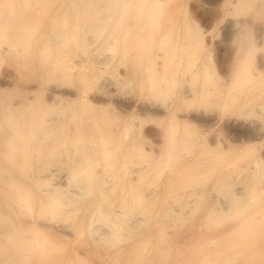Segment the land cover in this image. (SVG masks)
<instances>
[{"label": "rangeland", "instance_id": "obj_1", "mask_svg": "<svg viewBox=\"0 0 264 264\" xmlns=\"http://www.w3.org/2000/svg\"><path fill=\"white\" fill-rule=\"evenodd\" d=\"M256 2L0 0V264H264Z\"/></svg>", "mask_w": 264, "mask_h": 264}, {"label": "bare ground", "instance_id": "obj_2", "mask_svg": "<svg viewBox=\"0 0 264 264\" xmlns=\"http://www.w3.org/2000/svg\"><path fill=\"white\" fill-rule=\"evenodd\" d=\"M262 3H264V0H257L256 6L261 5ZM259 35L262 36L263 33L260 32ZM260 83H262V82L260 81ZM263 83H264V81H263ZM257 84H259V83H257ZM262 84L257 85V87L255 85L256 89L253 91L252 95L248 98V100H246V102L244 104H242V106H238V107H244V109L246 110V112L244 111L245 112L244 116L243 117L237 116L241 113L240 108H237L239 111H237L235 116H234V122L233 123L231 122L232 123L231 127H233L236 131L238 130L239 133H241L242 135L252 136V137L255 136L257 139L260 137L264 138V118H263L264 116L260 115L263 113L261 111V109L264 106V85H262ZM220 85H219L217 90H212L211 87H208V89H207L208 106L206 107L204 112H205V116H206V119L208 122V123H206V124H208V126H207L208 128H212V126L214 124L213 113L217 110V108H214L213 104L220 105V102L222 99V95H221L222 94V86L220 87ZM186 97H187L186 94H182V96L180 95V99L182 98L183 100H186ZM173 107H174V109L177 108V106H175V105ZM223 115H224V112L219 110L218 118L221 119L223 117ZM260 116H262V117H260ZM140 125H141V122H140ZM209 132H210V129H209ZM127 133H128L127 130H124L122 132V136L126 137ZM209 144H211V143L209 142ZM262 145L263 144H258L256 146V150H258L259 148L262 149ZM263 160H264V155L257 151L254 159L252 160V162L250 164V167L247 166L249 168V169H247L248 170L247 173L253 177L259 175L260 174L259 163L262 162ZM68 181H70V180L68 179ZM69 183H71V182H68V184ZM74 187L77 188L78 186L76 187V185H74ZM77 189L81 190L80 188H77ZM76 194H75V196L78 195V194L77 195ZM191 194H194L193 196L195 198V195L197 194V193H195V188H194V191L191 192ZM195 205H197V202H195V204H194V207H193L194 209L196 208ZM218 207L220 209L222 208L221 203H219L218 201H216L215 203L211 202L206 207L204 214H206V216H209V215L211 216L217 210ZM88 226L91 227L92 225L90 224ZM196 226H197V224H195V223H194V225L192 224V227L196 228L195 230L197 231ZM195 230H194V233L196 232Z\"/></svg>", "mask_w": 264, "mask_h": 264}]
</instances>
